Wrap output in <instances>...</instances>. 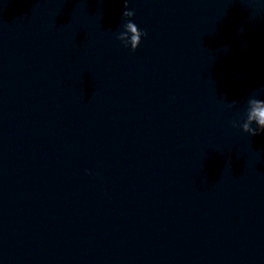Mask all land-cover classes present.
<instances>
[{
    "label": "clouds",
    "instance_id": "obj_1",
    "mask_svg": "<svg viewBox=\"0 0 264 264\" xmlns=\"http://www.w3.org/2000/svg\"><path fill=\"white\" fill-rule=\"evenodd\" d=\"M257 4V8L264 10V3H259V0H252ZM129 0H124V11L122 17L125 19L123 24V31L119 32L116 39L119 40L125 47H131L135 51L140 43L141 38L147 35V32L139 29L137 24L133 21L136 13L134 10L129 9ZM243 31V29H241ZM237 101H232L228 104L229 108H234ZM232 127L240 128L244 133L249 136H256L264 133V100L257 99L255 96L247 100V108L241 120H233ZM91 174V173H89Z\"/></svg>",
    "mask_w": 264,
    "mask_h": 264
}]
</instances>
